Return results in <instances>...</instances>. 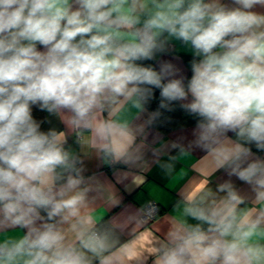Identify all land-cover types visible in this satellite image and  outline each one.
I'll return each mask as SVG.
<instances>
[{
    "label": "clouds",
    "instance_id": "obj_1",
    "mask_svg": "<svg viewBox=\"0 0 264 264\" xmlns=\"http://www.w3.org/2000/svg\"><path fill=\"white\" fill-rule=\"evenodd\" d=\"M176 105L195 127L173 147L226 179L184 194L154 264H264V0H0V264L124 259L84 212L83 161L34 109L126 163Z\"/></svg>",
    "mask_w": 264,
    "mask_h": 264
},
{
    "label": "crops",
    "instance_id": "obj_2",
    "mask_svg": "<svg viewBox=\"0 0 264 264\" xmlns=\"http://www.w3.org/2000/svg\"><path fill=\"white\" fill-rule=\"evenodd\" d=\"M177 48L175 62L189 76L185 57L192 58L191 53L179 45ZM148 112L152 111L148 109ZM146 119L147 113H144L133 124L142 125ZM46 120L49 122L44 123L42 129L54 127L63 131L66 148L83 161L84 175L91 178L84 212L97 221L98 229L111 233L115 241L112 251L123 253L122 264H154L156 254L152 250L166 242L184 194L206 179L213 189L226 179L222 171L207 178L198 163L200 153L190 152L185 156L173 147V142L186 144L195 125L167 133L153 125L145 127L143 134L137 137L139 159L110 163L88 145L89 131L69 127L47 113ZM169 163L172 167L166 169L164 165ZM150 201L157 203L161 211L153 222H145L143 209ZM21 234L22 230L14 229L2 235ZM93 264L100 262L93 260Z\"/></svg>",
    "mask_w": 264,
    "mask_h": 264
},
{
    "label": "trees",
    "instance_id": "obj_3",
    "mask_svg": "<svg viewBox=\"0 0 264 264\" xmlns=\"http://www.w3.org/2000/svg\"><path fill=\"white\" fill-rule=\"evenodd\" d=\"M185 58H186V62L189 65V62L192 58L188 56ZM190 75L191 72L189 71V77ZM158 103H159V92L157 90L156 98L150 103L148 109L150 111L157 110ZM161 111L163 112V115L160 117L158 121H156V123L153 126L164 133H167L177 128H183V127L195 125L194 119L191 116H189L185 111H183L178 105L175 106L174 111L171 112H167L163 110ZM34 117L38 120H46V112H41L34 109Z\"/></svg>",
    "mask_w": 264,
    "mask_h": 264
},
{
    "label": "built area",
    "instance_id": "obj_4",
    "mask_svg": "<svg viewBox=\"0 0 264 264\" xmlns=\"http://www.w3.org/2000/svg\"><path fill=\"white\" fill-rule=\"evenodd\" d=\"M161 211L160 206L155 202H148L143 209V220L145 222H153Z\"/></svg>",
    "mask_w": 264,
    "mask_h": 264
}]
</instances>
